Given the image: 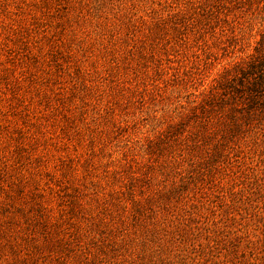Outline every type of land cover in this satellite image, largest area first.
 Instances as JSON below:
<instances>
[{
    "label": "rangeland",
    "instance_id": "rangeland-1",
    "mask_svg": "<svg viewBox=\"0 0 264 264\" xmlns=\"http://www.w3.org/2000/svg\"><path fill=\"white\" fill-rule=\"evenodd\" d=\"M260 48L264 0H0V264H264Z\"/></svg>",
    "mask_w": 264,
    "mask_h": 264
},
{
    "label": "trees",
    "instance_id": "trees-1",
    "mask_svg": "<svg viewBox=\"0 0 264 264\" xmlns=\"http://www.w3.org/2000/svg\"><path fill=\"white\" fill-rule=\"evenodd\" d=\"M258 55L256 56V59H254V62L251 63V68L255 69V72L257 73L256 78L261 76V73H263V66H264V52L263 49L257 50Z\"/></svg>",
    "mask_w": 264,
    "mask_h": 264
}]
</instances>
